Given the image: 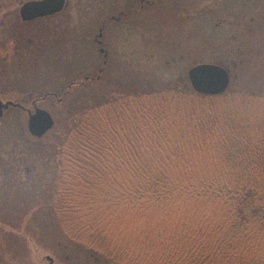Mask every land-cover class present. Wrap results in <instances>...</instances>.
Returning <instances> with one entry per match:
<instances>
[{
  "label": "trees",
  "instance_id": "trees-1",
  "mask_svg": "<svg viewBox=\"0 0 264 264\" xmlns=\"http://www.w3.org/2000/svg\"><path fill=\"white\" fill-rule=\"evenodd\" d=\"M21 1L0 0V15ZM245 84L83 110L59 150L53 214L68 242L110 264H264V91Z\"/></svg>",
  "mask_w": 264,
  "mask_h": 264
},
{
  "label": "rangeland",
  "instance_id": "rangeland-1",
  "mask_svg": "<svg viewBox=\"0 0 264 264\" xmlns=\"http://www.w3.org/2000/svg\"><path fill=\"white\" fill-rule=\"evenodd\" d=\"M25 1L28 0L0 15V96L17 101L31 93L38 96L47 91L62 96L76 73L95 70H69L75 57L69 42L53 46L39 39L29 45V36L17 40L10 29ZM186 11L192 17H183V27L172 25L175 14L170 12H164L163 20H156L151 28L139 27L142 41L138 43V55L131 54L132 43H115L123 46L121 58L114 57L123 70H106L102 87L74 91L63 104L49 100L39 106L55 120L54 128L44 138L35 139L29 134L28 114L24 112L10 109L0 119V264H50L48 256L56 264H110L82 246L69 243L54 220L55 187L62 174L60 144L64 133L79 121L86 108L138 90L160 91L170 84L176 86L184 69L199 62L195 9L190 6L183 14ZM247 13L254 19L250 25L255 38L252 70H233L237 77L231 89L248 83L255 90L264 91V0H253ZM255 33H259L257 37ZM78 50L84 55L83 62L93 55L88 43H81ZM171 66L183 70H171ZM180 88L183 90L184 86ZM27 108L34 113L31 104ZM130 219L132 216L127 221ZM145 220L143 217L142 222Z\"/></svg>",
  "mask_w": 264,
  "mask_h": 264
},
{
  "label": "flooded vegetation",
  "instance_id": "flooded-vegetation-1",
  "mask_svg": "<svg viewBox=\"0 0 264 264\" xmlns=\"http://www.w3.org/2000/svg\"><path fill=\"white\" fill-rule=\"evenodd\" d=\"M29 1L35 0L25 1L22 5ZM252 3L253 0H196L195 2L182 0L181 3L178 0H74L72 3L66 0L65 7L60 13L32 21H23L19 8V20H14L11 25L12 30L10 29L17 40L29 36V45L39 39L43 43L51 42L53 46L69 42L75 56L70 61L72 66L69 70L95 71L76 73L62 96L53 91L40 92L41 95L38 96L31 93L23 101L0 96L2 102L11 101L15 104L5 113L10 109H16L28 114L29 118L30 113L33 112L27 108L28 104L35 109L49 100L63 104L65 97H70L74 91L78 93L92 86L102 87L106 70H123L118 62L114 61V57L119 58L120 53L124 52L123 46L118 47L114 45L115 43L119 45L124 42L132 43L131 54L138 55V43L142 41L139 37V27L152 26L156 20H163L164 12L175 14L173 26L183 27V17L186 20L192 17L187 15V11L183 14V10H188L190 6L195 9L197 21L196 41L199 62L184 69L186 71L182 72L176 86L193 89L188 76L189 71L197 66L213 65L223 68L230 75L229 91L237 77L233 70H252L250 59L255 38H252L250 25L254 19L249 18L247 13ZM171 20L167 18V21ZM258 34L255 33V37ZM33 36L37 39H33ZM150 37L149 33L148 40ZM81 43H88L89 49L93 52L87 62H83L84 55L78 50ZM39 53L42 54L43 51ZM178 69L183 70L171 66V70Z\"/></svg>",
  "mask_w": 264,
  "mask_h": 264
},
{
  "label": "water",
  "instance_id": "water-1",
  "mask_svg": "<svg viewBox=\"0 0 264 264\" xmlns=\"http://www.w3.org/2000/svg\"><path fill=\"white\" fill-rule=\"evenodd\" d=\"M66 4V0H35L29 1L20 7V17L23 21H32L38 18L60 13ZM189 80L193 90L202 95L217 96L226 93L230 87L231 78L226 70L213 65H201L189 71ZM13 102L0 100V119ZM17 106V105H16ZM55 126L52 115L41 108H36L30 113L27 127L29 134L35 139L44 138ZM50 264H56L51 257L46 258Z\"/></svg>",
  "mask_w": 264,
  "mask_h": 264
}]
</instances>
